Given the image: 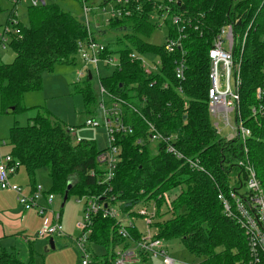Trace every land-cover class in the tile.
<instances>
[{
	"label": "trees",
	"instance_id": "trees-1",
	"mask_svg": "<svg viewBox=\"0 0 264 264\" xmlns=\"http://www.w3.org/2000/svg\"><path fill=\"white\" fill-rule=\"evenodd\" d=\"M138 2L141 10L130 17L115 18L107 26L109 31L123 34L116 41L119 44L124 40L123 45L111 50L109 44L101 42L106 54H119L121 60L119 70L104 71L101 84L109 94L131 106L121 108L132 134L116 137L120 160L109 196L123 204V212L152 201L160 218L166 214L162 211L163 194L179 190L172 200L174 214L153 224L155 238L163 242L178 239L190 255L200 260L196 264H245L248 250L243 232L224 216L217 199L219 191L226 194L232 185L242 184L237 162L243 158V144L239 139L224 140L212 126L207 96L208 51L219 30L231 24L232 58L234 64L240 63L239 112L244 126L251 131L245 141L247 158L264 194V118L251 114L252 107L264 106V96L260 101L256 99V89L264 90V0H174L173 13L188 19L181 47L186 52L183 81L174 75V63L181 51L168 54L162 45L146 41L159 29L152 17L160 16L156 5H164L165 1ZM25 14L26 23L18 26L19 38L9 43L13 61L0 64V108L4 113L25 111L21 106L23 96L38 91L42 76L56 65L79 62L77 43L87 40L83 24L55 2L27 8ZM162 27L166 38L176 37L177 29L169 19ZM132 51L157 56L161 62L158 72L146 74L138 62H131L128 55ZM83 85L86 113L94 117V84L87 78ZM146 122L153 124L163 138L173 136L177 151L199 160L206 172L192 170L166 153L164 143H151ZM67 128L39 114L25 126L11 127L8 154L24 169L31 191L36 185V172L46 169L50 179L47 193L62 200L70 184L66 201L70 197H101L104 187L97 185V177L90 176V171L101 172L95 160L101 149L95 141L76 144ZM130 216L140 220L137 214ZM117 228L114 219L93 217L89 242L105 251L103 260L92 253L93 263L112 264L116 246L130 248L141 237L136 226L128 230V239L121 238ZM147 261L143 256L142 262ZM0 264L30 263L0 249Z\"/></svg>",
	"mask_w": 264,
	"mask_h": 264
},
{
	"label": "built area",
	"instance_id": "built-area-1",
	"mask_svg": "<svg viewBox=\"0 0 264 264\" xmlns=\"http://www.w3.org/2000/svg\"><path fill=\"white\" fill-rule=\"evenodd\" d=\"M11 4V11L4 24L0 25V51L9 47V43L19 38V16L20 9L36 8L42 6L41 2L48 3L47 0H7ZM54 1V0H53ZM158 1V0H155ZM164 5H156L161 11L160 16L156 18L159 28L164 25V21L169 19L177 29L176 37L165 38L163 49L166 53L171 54L175 50H180V58L175 61L174 75L175 78L183 81L184 71L186 69L185 55L186 52L181 50L182 42L185 40L184 30L188 24V19L173 13L174 0H164ZM82 11V24L87 34L86 41L77 43V57L81 65L79 78H83L84 82L90 76V82L94 84L96 90V113L97 118L87 117L83 121V126L91 129H100L104 132L106 145L96 156V163L101 169L100 174L96 171H90L91 177H97V185L104 187L101 197L88 196L78 198L77 202L83 205V219L77 224L80 230L79 236L74 240L75 246L81 254L80 264H92L93 254L89 252V237L92 234V219L100 215L102 218L114 219L117 224V234L128 239V230L136 226L132 216L133 209L123 212V204L116 201L115 198L109 196L112 191L111 183L115 176V168L119 163V155L121 147L117 144L116 137L119 135H131L132 128L124 122L122 106L127 105L123 100L109 94L101 84L104 71L119 70L121 60L119 54H106L103 43L94 40V36L99 33H105L109 22L121 16L130 17L134 12L141 10L138 0H101L99 9L106 16L105 9L108 8L107 18H94L91 15L95 13L94 8L87 5V0H79ZM244 38L242 40V46ZM234 48V37L232 25L223 26L215 39L212 47L208 51L209 59V87H208V112L212 119V126L215 133L226 141L239 139L243 144V158L237 162V166L241 169L239 179L242 181L238 187L232 185L226 194L219 191L217 199L220 201L223 214L226 218L233 220L246 240L248 250V261L245 264H264V194L261 186L256 178L255 171L247 158V150L245 141L251 137L250 129L244 126V122L239 112V88L240 80V63L233 62L232 51ZM143 55L133 51L128 55L131 62H138L141 69L146 74H151L145 68L142 57ZM157 57V56H156ZM158 58V57H157ZM161 62L152 66L155 73L158 72ZM105 68V69H104ZM264 96L263 89H256V99ZM145 101L144 99H142ZM129 108L131 106L127 105ZM136 112V110H133ZM137 113V112H136ZM252 116H260L264 118V106L258 105L251 108ZM147 132L150 133V141L153 143L162 142L165 145V152L170 154L192 170L201 173L206 171L199 164V160L190 159L183 156L174 146V137L163 138L159 135L153 124L146 122ZM71 137L76 144L82 140L77 137L75 128H67ZM221 129L229 130L226 136H221ZM8 141L3 142L6 146ZM137 143H140L138 141ZM19 164L13 161L9 154H0V190H11L17 196L18 204L24 211L36 210L39 215H43L49 210L41 207L38 203L43 198L48 205L54 200V195L47 193L39 185L29 194L23 192L19 186H12L9 178L18 170ZM237 178V177H236ZM244 187V190H243ZM163 194L164 204L167 210L171 211L169 202ZM159 198V197H158ZM166 201V203H165ZM144 209L139 212L140 220L146 225V230L141 233L138 242L130 248L116 246L114 249V260L112 264H144L142 257L148 260H157L159 264H176V261L168 256L163 247V241L156 239L155 234L150 232V228L155 223V203L139 204ZM151 206V211L147 209ZM53 223H43L36 232L35 238L52 239L54 237L63 236V228L58 220V216L53 215Z\"/></svg>",
	"mask_w": 264,
	"mask_h": 264
},
{
	"label": "rangeland",
	"instance_id": "rangeland-1",
	"mask_svg": "<svg viewBox=\"0 0 264 264\" xmlns=\"http://www.w3.org/2000/svg\"><path fill=\"white\" fill-rule=\"evenodd\" d=\"M48 3H56L60 10L64 13H67L82 22V11L81 4L79 0H47ZM159 1V0H158ZM101 0H87V5L94 8L95 13L91 15L94 18L102 19L107 18L108 8L105 9L106 16H103L100 9L98 8ZM3 5V4H2ZM160 5V4H158ZM5 7L4 5L2 6ZM11 7H6L0 13V22L4 20L6 13L10 12ZM25 9H20L19 22L26 23V14ZM9 16V15H8ZM153 16V15H152ZM154 17V16H153ZM152 17V18H153ZM154 20V19H153ZM6 19L2 22L4 24ZM123 34L118 35L114 31H109L107 28L103 35H95L97 41L107 43L110 45L111 50L118 49L124 43V40L119 44H116L117 38L119 39ZM166 38V30L164 27H160L158 30L154 31L149 39L146 41L152 45L163 46V42ZM133 52V51H132ZM14 53L7 47L4 50L0 51V64H8L13 61ZM145 68L152 73H155V70L152 69V66L158 62V58L155 55H144L141 57ZM81 72L80 62H76L74 65L61 64L56 65L52 72L46 73L42 76L41 88L35 92L26 93L21 102V106L26 108L25 111H18L16 113H4L0 108V154H8L9 148L2 146L3 142L9 140V132L11 127L25 126L28 124L29 120L36 117L37 115L49 116L52 121L66 125L67 127H73L77 131V137L84 141H95L99 149H102L106 145V139L104 132L100 129H91L83 126V121L87 117L86 109L83 102V78H79L78 74ZM97 103V101H96ZM94 118H97L95 115ZM221 136H226V133H229L227 129H221ZM37 181L42 185L44 191L49 190L50 179L46 169H40L36 172ZM20 187V186H19ZM24 187V186H22ZM238 187V186H237ZM25 188V187H24ZM244 190V187H243ZM2 191V190H1ZM6 191V190H3ZM26 193V191L24 190ZM179 193V190H175L168 194L166 197L169 202V207L172 206V200ZM27 194V193H26ZM152 201L147 202L151 204ZM62 200L59 196H54V201L52 205V211L60 214L61 216V225L63 228V236L61 238H53L54 247L50 248L48 240H38L35 239L36 232L40 227L32 234L31 238L32 244L29 243H20L21 245L15 246L13 249L16 251L17 258L22 262H27L30 264H80L81 263V254L77 250L74 240L79 236L80 230L77 229V224L80 223L83 219V205L82 203L77 202V198L70 197L64 204V207L60 209ZM166 203V201H165ZM162 211L164 214L162 217L156 215L155 207V223L163 222L167 220L174 211L167 210L165 204H162ZM144 209L143 206L137 205L133 208L132 213L137 214L138 217L141 215V212ZM148 213L151 211V206L146 208ZM160 213H162L160 211ZM133 218V217H132ZM133 221L140 233H144L146 230V225L140 221ZM37 219H35V223ZM37 224H35L36 226ZM150 232L155 234L154 227L150 228ZM11 237H8L6 240H10ZM3 246L5 243L0 242ZM0 245V248H3ZM90 253H102V248L90 247ZM14 247V246H13ZM12 247V248H13ZM31 248L29 253L27 249ZM163 247L167 252L168 256L176 261V264H196L200 260L195 256L190 255L183 244L178 239H172L166 242H163ZM7 248V247H5ZM23 249V250H22ZM9 250V249H7ZM8 252V251H7ZM105 254V251H104ZM103 254V255H104ZM99 255V256H103ZM103 257H100L102 259ZM95 264V263H94ZM144 264H159L157 260H148Z\"/></svg>",
	"mask_w": 264,
	"mask_h": 264
},
{
	"label": "crops",
	"instance_id": "crops-1",
	"mask_svg": "<svg viewBox=\"0 0 264 264\" xmlns=\"http://www.w3.org/2000/svg\"><path fill=\"white\" fill-rule=\"evenodd\" d=\"M2 4L5 6L4 8L2 7L3 6ZM6 7H8V11H9V8L12 7V6L7 0H0V13L3 10H5ZM9 13H8V15H9ZM8 15L6 13V16H5L4 20L5 19L7 20ZM3 21L0 22V25H2ZM87 117H89V115H87ZM68 128H69V126H68ZM71 128H73V127H71ZM76 134H77V131H76ZM151 143H153V142H151ZM35 181H36L35 182L36 185L42 186L37 181V176H36ZM9 183L12 186H20L22 188L23 192L25 190L27 194H29L31 192V185H30V182H29V180L27 178V174L25 173L23 168H19L16 171V173L9 178ZM22 186H24L25 188L22 187ZM49 187H50V185H49ZM53 201H52V203L50 205H48L46 200L42 198L39 201L38 204L41 207H44V208L48 209L49 211L45 212L43 215H39L36 210L24 211L22 209V207L18 204L17 196H16V194L13 191H11V190H6V191L2 190L1 191L0 190V242H4L5 243L3 245L4 247L0 244L3 247V248H0V249L8 251L9 253H12L14 256L17 257V255L15 253L16 251L13 250L15 248V246H17V245L19 246L22 243L32 244V242H33L32 240H34V238H35V237L33 239L31 238L32 234L43 223H53V220H54L53 215L58 216V220L61 223L60 214L55 213V212L52 211ZM63 207H64V205H63ZM63 207H61V205H60V209H62ZM35 219H37L36 223H35ZM35 224H37V225L35 226ZM8 237H11V239L10 240H6ZM61 237H54V238H61ZM35 239L48 240V243H49V239H40V238H35ZM52 245L54 247V243L53 242H52ZM90 245H91L90 247H94L95 249L96 248H102V247H99V246H96V245H92L91 243H90ZM5 247H7V248H5ZM50 248H51V245H50ZM7 249H9V250H7ZM30 249L31 248H29V247L27 249V251L29 253L31 252ZM51 249H53V248H51ZM94 254L97 257H99V260H103V258L100 259V257H103V256H99V255H103L104 254V249H103L102 253H99V254L98 253H94ZM25 263H27V262H25Z\"/></svg>",
	"mask_w": 264,
	"mask_h": 264
},
{
	"label": "water",
	"instance_id": "water-1",
	"mask_svg": "<svg viewBox=\"0 0 264 264\" xmlns=\"http://www.w3.org/2000/svg\"><path fill=\"white\" fill-rule=\"evenodd\" d=\"M41 5L44 6V3L41 2ZM88 79L90 80V76H88ZM70 189H71V185L68 184V185H67V188H66V190H65V193H64L63 199H62L61 207H63V205H64V203H65V201H66V199H67V193H68V191H69ZM52 242H53V239L50 238V239H49V244L51 245V248H53Z\"/></svg>",
	"mask_w": 264,
	"mask_h": 264
}]
</instances>
